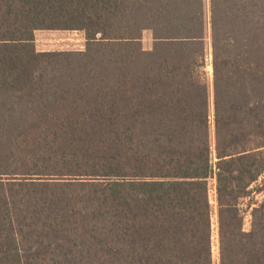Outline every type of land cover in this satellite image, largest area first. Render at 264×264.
Returning <instances> with one entry per match:
<instances>
[{"label":"trees","instance_id":"obj_1","mask_svg":"<svg viewBox=\"0 0 264 264\" xmlns=\"http://www.w3.org/2000/svg\"><path fill=\"white\" fill-rule=\"evenodd\" d=\"M263 169L264 0H0V264H212V178L219 264H264Z\"/></svg>","mask_w":264,"mask_h":264},{"label":"rangeland","instance_id":"obj_2","mask_svg":"<svg viewBox=\"0 0 264 264\" xmlns=\"http://www.w3.org/2000/svg\"><path fill=\"white\" fill-rule=\"evenodd\" d=\"M87 41L81 31H36L34 34V47L37 52H80L84 51ZM140 46L144 51L153 48V39L150 32L143 33ZM205 46V72L210 86V106H209V132L212 148L214 146V125H213V106H212V47L210 29L207 26L204 38ZM248 196L240 201L239 208L242 210L243 229H251L252 209L264 202V169L260 176L248 187ZM208 201L211 207V257L212 264H219L220 261V236H219V217L218 204L216 201L215 179L208 181Z\"/></svg>","mask_w":264,"mask_h":264}]
</instances>
